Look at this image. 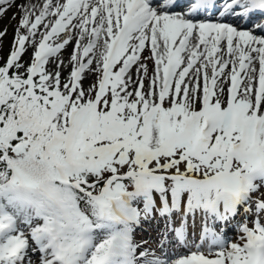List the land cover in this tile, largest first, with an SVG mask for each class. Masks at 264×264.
<instances>
[{"label":"snow or ice","instance_id":"snow-or-ice-1","mask_svg":"<svg viewBox=\"0 0 264 264\" xmlns=\"http://www.w3.org/2000/svg\"><path fill=\"white\" fill-rule=\"evenodd\" d=\"M12 9L0 264H264V0Z\"/></svg>","mask_w":264,"mask_h":264},{"label":"rangeland","instance_id":"rangeland-1","mask_svg":"<svg viewBox=\"0 0 264 264\" xmlns=\"http://www.w3.org/2000/svg\"><path fill=\"white\" fill-rule=\"evenodd\" d=\"M1 27V26H0ZM7 36L3 40V55H7L10 46L13 42V33L14 30L7 31ZM160 226L163 227V222H160ZM157 227V222L153 221L151 226L145 225L144 228L137 234V239H145V240H154L157 238L156 233L154 229ZM233 235L232 232H230V237ZM150 247H155L154 244L148 245Z\"/></svg>","mask_w":264,"mask_h":264},{"label":"bare ground","instance_id":"bare-ground-1","mask_svg":"<svg viewBox=\"0 0 264 264\" xmlns=\"http://www.w3.org/2000/svg\"><path fill=\"white\" fill-rule=\"evenodd\" d=\"M13 12H15V9L8 11L7 14L4 16V18L0 19V26H1L0 29L7 28V31L15 29L17 21H13L10 19V17L13 15ZM18 18L19 17H17V19ZM70 51L71 48H69L68 51L64 52L63 55L67 57Z\"/></svg>","mask_w":264,"mask_h":264}]
</instances>
